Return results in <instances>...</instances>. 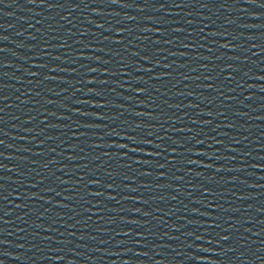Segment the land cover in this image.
<instances>
[{
  "label": "water",
  "instance_id": "1",
  "mask_svg": "<svg viewBox=\"0 0 264 264\" xmlns=\"http://www.w3.org/2000/svg\"><path fill=\"white\" fill-rule=\"evenodd\" d=\"M120 3L0 0V264H264V0Z\"/></svg>",
  "mask_w": 264,
  "mask_h": 264
},
{
  "label": "snow or ice",
  "instance_id": "2",
  "mask_svg": "<svg viewBox=\"0 0 264 264\" xmlns=\"http://www.w3.org/2000/svg\"><path fill=\"white\" fill-rule=\"evenodd\" d=\"M36 0H28V3H35ZM111 3L113 4H119L121 7H125L127 5L125 4H122L120 3V0H110ZM41 4H43V0H41ZM261 6H264V5H261ZM175 7H181V5H175ZM134 19V18H133ZM99 27H103L102 25H99ZM143 31L145 32H148V31H151V29H148V28H145L143 29ZM175 31H182V29H175ZM217 33H210V35H216ZM190 37L193 35V33H189L188 34ZM105 39H108L107 37ZM169 43H171V41H168ZM113 43L115 44H122L123 41L122 40H114ZM156 43H159V41H156ZM64 44H67V41L65 40L64 41ZM85 47H87V45H85ZM183 47H188V45H183ZM220 48H229V45L227 43H224V44H220L219 45ZM100 51H103V49H99ZM195 50V49H193ZM234 51V49H232ZM0 51H3V49H0ZM132 55L136 56V55H139L138 52H133ZM172 55H176V53H172ZM55 59H59V57H54ZM83 58V57H82ZM198 59H204V60H207L208 57L207 56H204V57H197ZM87 59H92V57H87ZM143 59V58H142ZM228 59L230 60H236L238 59L237 57L235 56H230L228 57ZM148 62H151L150 60ZM105 63H107V61H105ZM41 67H43V65H41ZM164 67H170V65H164ZM229 68H231V65H229L227 68H222L220 71L223 73V72H226L229 70ZM53 71H55V69H52ZM90 71L91 72H98L99 69L98 68H90ZM144 71H147V72H151L152 69L151 68H148V69H144ZM232 71H237V69H232ZM103 75H116L117 73L116 72H109L107 69L104 71V73H102ZM31 75H37L36 73H31ZM125 75H130L128 73H125ZM154 79H161L162 77H153ZM208 79H212V77H208ZM225 79H228V80H231V79H234V76H227L225 77ZM257 79H261V80H264V76H260V77H257ZM135 83L137 84H140L142 82V78L140 80H135L134 81ZM86 83L88 84H95V83H100V84H108L110 83V81L108 80H100V81H95V80H88L86 81ZM128 84H131L133 83L132 80H128L127 81ZM127 91H136V89H131V88H128L126 89ZM261 91L264 92V88H261ZM89 95H101L100 91H96V90H93V89H89V92H88ZM139 94H145V90L143 88L139 89ZM4 99H6V97H0V101H3ZM248 99H251V97H248ZM83 103H88V101H82ZM105 107V105L101 104V105H93V107ZM170 107H173L172 105H170ZM3 111V108H0V112ZM81 115H90V113H79ZM137 115H143V113H136ZM205 115H208V116H211L212 113L211 112H208V113H205ZM104 117L103 116H96L95 119H103ZM0 120H2V117H0ZM196 121H193V123H195ZM206 123H210V121H206ZM51 127H56L55 125H51ZM82 127H85V128H91V127H94V125L92 124H84L82 125ZM142 127L141 124H137L136 125V128H140ZM167 131V130H166ZM111 134V133H110ZM123 139H130L131 140V143L132 144H149L150 146L152 147H155L157 149L161 148V145L160 144H152L151 141H146V140H138L135 136H125V137H122ZM160 139H164V137H161ZM3 141L0 140V145H3ZM173 144L177 143L175 140L172 141ZM197 143L198 144H203L204 141L203 140H197ZM108 147H118V148H124V149H128V151L130 152H135L137 151L136 148H129L127 144H112V145H107ZM182 148L184 147L183 144L180 145ZM93 147H102V145H93ZM163 151L167 152L168 150L166 148L163 149ZM175 152V149L173 150ZM187 151H191V149H187ZM38 154H42V153H38ZM177 155H183V153H176ZM206 153H203V152H199V153H196V155H205ZM145 156H148V157H152V156H159L160 153H154V152H145L144 153ZM73 157L69 156L68 159H72ZM136 163H141V161H136ZM168 164H173L175 163V161H167ZM187 163L189 165L193 164V163H196V161H193V160H188ZM159 168H164L165 167V164H159L157 165ZM204 167H211V165H204ZM0 170H3V167L0 166ZM61 171H64V169H60ZM221 169H217V171H220ZM142 174H145V175H151L150 172L148 173H142ZM158 179H162L164 178L163 175H160L157 177ZM4 177L0 176V180H3ZM80 180L83 181L84 180V177L81 176L80 177ZM94 185H96L97 187H100V182L99 180H95V181H92ZM61 183L62 184H68L69 181L67 180H61ZM105 187H108V188H112V185H105ZM165 187H170V185H165ZM3 188V185L0 184V189ZM114 190V189H113ZM129 191H135L136 189H128ZM174 191H179V188H176L174 189ZM203 194L205 196L207 195H213L212 192L210 191H207V192H203ZM57 195H60V193H57ZM88 195L90 196H95V197H100V196H103L104 193L103 192H100V191H96V192H91V193H88ZM72 197H65V199H71ZM3 199H6V197H4ZM17 199H19V197H17ZM83 199V198H82ZM106 199L108 200H115L116 197L115 196H108L106 197ZM125 199H128L127 197ZM197 202H200V201H197ZM48 203H51L50 201H48ZM85 203L86 204H92V201L91 200H85ZM144 203H147V201H144ZM60 206H63V207H67V205H57V207H60ZM17 207H19V205H17ZM92 207L94 208H97L99 209L101 207V205L98 203V204H94L92 205ZM75 210V209H73ZM83 211L85 213L87 212H90L91 209L88 208V207H85L83 209ZM137 212H139L140 210L139 209H136ZM6 214V213H5ZM99 213L98 212H94L93 215H98ZM144 215H148V213H144ZM89 219H91V217H89ZM129 223H132V224H137L139 223V221L137 220H132V221H128ZM218 226V225H216ZM71 234V233H70ZM221 239L223 240H228L229 237L228 236H223L221 237ZM211 242V241H209ZM203 251H207V249H203Z\"/></svg>",
  "mask_w": 264,
  "mask_h": 264
}]
</instances>
